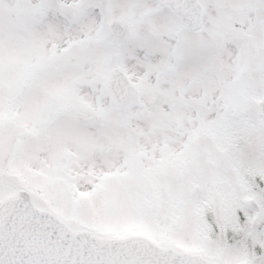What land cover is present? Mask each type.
Wrapping results in <instances>:
<instances>
[{
  "label": "snow or ice",
  "instance_id": "6c2138e0",
  "mask_svg": "<svg viewBox=\"0 0 264 264\" xmlns=\"http://www.w3.org/2000/svg\"><path fill=\"white\" fill-rule=\"evenodd\" d=\"M0 264H264V0H0Z\"/></svg>",
  "mask_w": 264,
  "mask_h": 264
}]
</instances>
